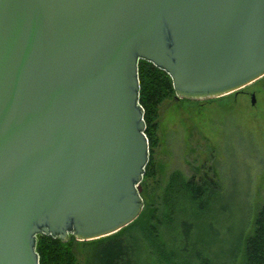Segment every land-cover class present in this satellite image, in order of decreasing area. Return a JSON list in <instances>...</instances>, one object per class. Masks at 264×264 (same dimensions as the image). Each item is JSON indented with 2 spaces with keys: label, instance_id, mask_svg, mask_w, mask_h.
<instances>
[{
  "label": "water",
  "instance_id": "obj_1",
  "mask_svg": "<svg viewBox=\"0 0 264 264\" xmlns=\"http://www.w3.org/2000/svg\"><path fill=\"white\" fill-rule=\"evenodd\" d=\"M139 60L177 99L240 91L264 76V0H0V264L141 213Z\"/></svg>",
  "mask_w": 264,
  "mask_h": 264
},
{
  "label": "rangeland",
  "instance_id": "obj_2",
  "mask_svg": "<svg viewBox=\"0 0 264 264\" xmlns=\"http://www.w3.org/2000/svg\"><path fill=\"white\" fill-rule=\"evenodd\" d=\"M217 99L201 104L207 100L195 103L173 97L159 105L158 143L152 154L155 172L147 188L160 191L167 174L176 168L196 178L214 175L221 190L204 219L197 221L191 241L206 242L215 253L238 264L241 239L253 229L255 212L264 203V78L243 87L239 94ZM79 261L83 264L80 253ZM130 261L143 264L142 250L132 247Z\"/></svg>",
  "mask_w": 264,
  "mask_h": 264
},
{
  "label": "trees",
  "instance_id": "obj_3",
  "mask_svg": "<svg viewBox=\"0 0 264 264\" xmlns=\"http://www.w3.org/2000/svg\"><path fill=\"white\" fill-rule=\"evenodd\" d=\"M138 79L139 103L144 110L145 135L149 144V161L141 181L140 195L144 204L141 213L117 232L93 240L77 241L70 236L61 241L50 235L38 236L39 264H81L79 253L83 264H92V252L95 264H132V247L142 250L143 264H236V260L227 261L226 257L215 253L208 243L202 241L198 245L191 241L197 221L204 219L213 197L221 190V183L214 175L196 178L176 168L167 174L160 191L147 188V181L155 172L152 154L158 143L159 105L174 97V89L170 76L145 60L138 61ZM252 224L253 229L241 239L238 264H264V203L257 208ZM208 226L214 229L210 223Z\"/></svg>",
  "mask_w": 264,
  "mask_h": 264
}]
</instances>
